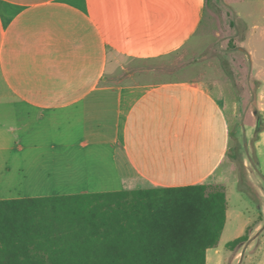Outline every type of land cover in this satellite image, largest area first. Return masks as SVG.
<instances>
[{
  "label": "crops",
  "instance_id": "0c3cea01",
  "mask_svg": "<svg viewBox=\"0 0 264 264\" xmlns=\"http://www.w3.org/2000/svg\"><path fill=\"white\" fill-rule=\"evenodd\" d=\"M207 8L208 0H0V199L224 186L221 237L244 234L251 217L230 207L243 193L221 174L231 134L223 86L152 81L139 68L188 47ZM261 58L252 51L257 79ZM257 104L263 116L264 86ZM255 148L264 180V129Z\"/></svg>",
  "mask_w": 264,
  "mask_h": 264
},
{
  "label": "trees",
  "instance_id": "16d2710c",
  "mask_svg": "<svg viewBox=\"0 0 264 264\" xmlns=\"http://www.w3.org/2000/svg\"><path fill=\"white\" fill-rule=\"evenodd\" d=\"M226 211L206 184L0 199V264H207Z\"/></svg>",
  "mask_w": 264,
  "mask_h": 264
},
{
  "label": "rangeland",
  "instance_id": "374dc122",
  "mask_svg": "<svg viewBox=\"0 0 264 264\" xmlns=\"http://www.w3.org/2000/svg\"><path fill=\"white\" fill-rule=\"evenodd\" d=\"M253 50L264 64V0H208L203 26L188 47L139 67L150 71L152 81L195 79L224 88L231 134L221 174L232 190L243 193L240 203L235 199L230 207L240 206L251 217L252 229L249 241L235 249L226 244L239 233L223 235L207 251V264H264V180L258 178L254 112L264 79L255 77ZM223 188L208 185L209 191Z\"/></svg>",
  "mask_w": 264,
  "mask_h": 264
}]
</instances>
